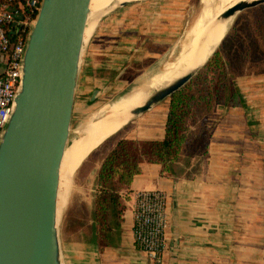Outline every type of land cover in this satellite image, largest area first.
<instances>
[{
	"label": "crops",
	"instance_id": "0c3cea01",
	"mask_svg": "<svg viewBox=\"0 0 264 264\" xmlns=\"http://www.w3.org/2000/svg\"><path fill=\"white\" fill-rule=\"evenodd\" d=\"M142 14L137 12L132 24H126L127 29L119 30V34L118 24L107 32L106 25L97 27L81 66L84 71L95 74L99 70L104 74L95 76L94 82L107 77L110 86L127 81L129 69H137L138 63L139 74L143 73L144 58L139 56L145 48L143 40L161 41L163 36L159 30L154 32V27L143 26ZM156 17H162L167 27L172 26L168 33L174 31L175 24L168 12ZM106 34L110 37L106 38ZM151 46L159 48L154 49L156 54H150L159 59L170 50L167 43ZM2 66L0 54V71ZM234 79L242 103L215 105L205 158L204 153L188 152L189 138L184 140L185 151L172 162L171 170H163L161 162H141L140 171L121 190L125 207L120 224L113 229L112 243L101 252L96 249L93 261L88 260L87 264H158L149 259L134 239L135 194L155 188L168 195L169 225L164 261L159 264H264V73H239ZM96 88L99 94L106 86L95 82L90 90ZM169 105L138 117L124 128L121 138L162 139ZM194 128L191 125L190 130ZM113 147L99 158L96 175ZM77 257H70L67 264H75Z\"/></svg>",
	"mask_w": 264,
	"mask_h": 264
},
{
	"label": "water",
	"instance_id": "95a60500",
	"mask_svg": "<svg viewBox=\"0 0 264 264\" xmlns=\"http://www.w3.org/2000/svg\"><path fill=\"white\" fill-rule=\"evenodd\" d=\"M132 1L137 0L107 6L102 15ZM90 3L42 0L31 30L16 104L0 138V264H65L59 178L86 42L102 18L85 40ZM261 3L264 0L241 1L223 11L219 19L235 17ZM208 59L131 108L130 119L159 104H169L164 101L186 87ZM98 92V88L92 91V101Z\"/></svg>",
	"mask_w": 264,
	"mask_h": 264
},
{
	"label": "rangeland",
	"instance_id": "374dc122",
	"mask_svg": "<svg viewBox=\"0 0 264 264\" xmlns=\"http://www.w3.org/2000/svg\"><path fill=\"white\" fill-rule=\"evenodd\" d=\"M104 1L103 5L105 6L112 5L120 0ZM202 5V0H137L125 6L114 8L107 14L102 15V18L98 22V27L101 28L106 25L107 32L110 27H117L118 24L120 29H118L117 34H119L127 29L126 27L128 24H132L135 20L134 18H136L137 12L138 14H142L143 11L145 14L140 16L143 26L145 28H147V26L154 27V32L159 30L165 41H163V39L159 41L154 38L152 41L150 39L143 40L144 43L142 47L145 48L144 50L142 49L139 54V56L144 58L141 63L144 68L143 73L139 74L140 65L138 63L137 69H129V73L126 75L128 76L127 81L114 83L113 86H110L109 83H111V81L108 80V77L103 80L100 79L99 81H95L97 84L103 85V87L106 86V88L97 94V97L93 101L90 99L93 91H91L90 88H94L95 83L93 79L95 76L104 77V74H100L99 70H96L94 74L86 70L84 71L83 68L81 69L78 86L75 92L69 141H71L72 137L79 134L77 133L78 126L81 122L89 119L93 112L101 110L128 88L132 87L140 80L145 79L146 76L148 77L154 72L161 71L168 62L175 60L181 48L182 41L185 39V32L194 19L199 16L203 7ZM211 5L213 9H217L221 5V0H211ZM163 11L168 12L170 19L173 18L172 22L175 24L173 27L174 31L170 30L168 33L167 29H171L172 26L167 27V25L163 23L162 17H156ZM164 30H166V32H164ZM103 35L104 34H102L101 37ZM105 37L109 38L110 35L106 34ZM223 37V40L221 38L219 41V43H221L218 48L221 50L223 54L222 57L224 58L223 60L226 63L225 71H227L232 78H235L239 73H264V3L239 12L228 26ZM86 43L84 53L88 46V42ZM158 43H167L166 48L170 46V50L163 57H160V59L150 55L156 54L154 50L156 47H152L153 45L151 46V44L156 45ZM140 50L141 48L139 51ZM204 67L205 66L195 74L186 87L182 88V91L191 86V91L198 95L200 92L205 94L208 93L210 89H215L219 71L215 68L205 69ZM136 74L139 75L136 77ZM164 102L170 104L171 99L168 98ZM216 104L215 98L210 102L199 101L198 97L191 99V114L189 113L186 118V128L184 129V140H189V138H191V141L189 140L187 145V150L190 154L197 151L200 154L204 153L202 156L205 158V143L209 136L210 129L213 126V109ZM165 105L166 104H159L153 109L159 110L164 108ZM140 116L141 115L133 117L124 127L103 136L94 146L84 151L80 164L77 166L75 172L72 173L74 175L72 193L70 192V194H68L67 191L65 192L63 189V200L61 199V201H59V227L65 264H67L68 259L72 256H78L75 259V264H87L88 260L91 262L93 261L96 249H98L99 252L104 250L103 248V250H101L94 231L93 212L95 209L96 196L98 194L97 176L94 172L95 165L99 161V158L107 152V149L113 147L118 139L121 138L125 131L124 128L131 126ZM191 125L195 126L192 130H190ZM84 138L85 135L81 139ZM183 150L185 151V147ZM70 171L66 173L67 179L69 175H71ZM125 186V183L121 184V190ZM122 202L125 207L123 197H121V204L118 206L119 222L124 210H122ZM82 259H85L84 263L83 261L82 263L80 262Z\"/></svg>",
	"mask_w": 264,
	"mask_h": 264
},
{
	"label": "bare ground",
	"instance_id": "6f19581e",
	"mask_svg": "<svg viewBox=\"0 0 264 264\" xmlns=\"http://www.w3.org/2000/svg\"><path fill=\"white\" fill-rule=\"evenodd\" d=\"M241 1L250 2L253 0H221V5L217 9L212 8L211 0H202V10L187 28L185 39L182 41L175 60L168 62L161 71L154 72L148 77L146 76L145 79L128 88L104 108L93 112L89 119L80 123L77 128V133L79 134L72 137L63 154L60 168L58 204L61 199L63 200V189L68 194L73 189L74 175L72 173L75 172L80 164L83 152L94 146L103 136L115 132L127 124L131 120L129 110L141 104L146 97L153 95L164 85L186 71L202 66L219 45L220 39L233 21L234 16L219 19L220 14ZM104 2V0H91V11L85 31V40L91 34L93 27L107 6H111H104ZM84 135L85 138L81 139ZM68 171L71 172V175L67 179L66 173Z\"/></svg>",
	"mask_w": 264,
	"mask_h": 264
},
{
	"label": "trees",
	"instance_id": "16d2710c",
	"mask_svg": "<svg viewBox=\"0 0 264 264\" xmlns=\"http://www.w3.org/2000/svg\"><path fill=\"white\" fill-rule=\"evenodd\" d=\"M222 55L218 48L204 67L218 69L219 75L215 89L196 95L191 91L190 86L172 96L166 121V133L162 139L122 137L105 156L96 175L98 194L93 212L94 231L101 250L112 243L113 229L120 224L118 206L121 204L122 197L121 184L128 185L132 176L140 171L141 162H161L163 170L169 171L172 168V162L182 153L186 118L189 113L191 114V99L198 97L199 101L210 102L215 98L216 103L229 105L242 103L235 79L225 71L226 63Z\"/></svg>",
	"mask_w": 264,
	"mask_h": 264
},
{
	"label": "built area",
	"instance_id": "2783aa9c",
	"mask_svg": "<svg viewBox=\"0 0 264 264\" xmlns=\"http://www.w3.org/2000/svg\"><path fill=\"white\" fill-rule=\"evenodd\" d=\"M42 0H0V138L20 89L26 47ZM134 239L155 263L164 261L165 233L169 225L168 195L159 188L135 194Z\"/></svg>",
	"mask_w": 264,
	"mask_h": 264
}]
</instances>
